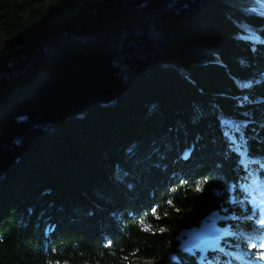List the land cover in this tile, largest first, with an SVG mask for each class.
Masks as SVG:
<instances>
[{
  "label": "trees",
  "instance_id": "1",
  "mask_svg": "<svg viewBox=\"0 0 264 264\" xmlns=\"http://www.w3.org/2000/svg\"><path fill=\"white\" fill-rule=\"evenodd\" d=\"M256 1L0 0V264L249 263Z\"/></svg>",
  "mask_w": 264,
  "mask_h": 264
},
{
  "label": "rangeland",
  "instance_id": "2",
  "mask_svg": "<svg viewBox=\"0 0 264 264\" xmlns=\"http://www.w3.org/2000/svg\"><path fill=\"white\" fill-rule=\"evenodd\" d=\"M244 9L251 11V12H256L258 14L262 13L264 15V2H262L261 0H257L256 2H254V4L248 5L247 3L244 4L243 6ZM261 14V15H262ZM254 80V81H253ZM252 82H255V80H259L258 77H253ZM261 195L264 194V191L260 192ZM259 197L257 196H250L248 200H246V207L248 208V212L250 213H256V210H259L261 213V215L264 214V203H260L259 201H257ZM242 210V209H241ZM240 226H235L234 228L232 227L230 230L234 229L238 231V235L239 237H242L241 235H250V234H254V236H252V238H254L253 242L251 243V245L249 247H247L246 249H237V254H235V257H246V258H253L256 264H264V258H261L262 255H264V234H258L260 233V231L264 228V224L262 223V225L260 226H256L253 227L250 231H244L240 229ZM258 234V235H257ZM232 236V235H231ZM258 241V244L255 247V242ZM204 243V242H203ZM206 243V242H205ZM210 248V250H216L218 249V245H215V243H207ZM240 248V247H238ZM225 251V249H224ZM225 253H228L227 250L225 251Z\"/></svg>",
  "mask_w": 264,
  "mask_h": 264
},
{
  "label": "water",
  "instance_id": "3",
  "mask_svg": "<svg viewBox=\"0 0 264 264\" xmlns=\"http://www.w3.org/2000/svg\"><path fill=\"white\" fill-rule=\"evenodd\" d=\"M31 71L32 70H30V72L28 73V75L27 76H25V78H23V79H21L20 81H25L29 76H30V74H31Z\"/></svg>",
  "mask_w": 264,
  "mask_h": 264
},
{
  "label": "snow or ice",
  "instance_id": "4",
  "mask_svg": "<svg viewBox=\"0 0 264 264\" xmlns=\"http://www.w3.org/2000/svg\"><path fill=\"white\" fill-rule=\"evenodd\" d=\"M261 258H264V255H262V257Z\"/></svg>",
  "mask_w": 264,
  "mask_h": 264
}]
</instances>
